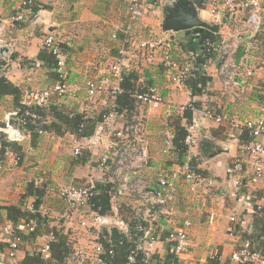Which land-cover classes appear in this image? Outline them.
Wrapping results in <instances>:
<instances>
[{
  "label": "crops",
  "instance_id": "0c3cea01",
  "mask_svg": "<svg viewBox=\"0 0 264 264\" xmlns=\"http://www.w3.org/2000/svg\"><path fill=\"white\" fill-rule=\"evenodd\" d=\"M24 1L0 0V25L3 28L0 39L10 45L4 75L21 90L22 96L54 84L49 72L37 62L43 39L46 34H51L66 49V82L71 90L62 97L52 95L48 100L49 107L59 106L66 111L95 116L105 107L104 101L110 102L111 91L90 99L84 84L88 79L107 77L110 66L120 57L122 50L124 71L137 75V87L155 89L163 97V105L157 108L138 105L134 115L142 119V134L149 151L148 164L139 173L146 183L154 186L161 174L178 171L185 163L186 156L183 164L179 165L173 150L174 125H185L182 119L184 109L191 103L197 106L193 117L197 123L194 133L196 146L189 153L202 181L190 194L185 193L181 184L173 209L169 212L152 211L146 220L149 234L156 240L153 260H162L168 255V244L164 239L182 227L184 220L190 222L186 228L187 249L177 257V264H208L213 259L218 264H240L237 250L250 235L257 238L253 245L255 249L259 246L264 249V174L255 180L247 162H244L241 172L234 171L233 160L244 144L239 138L241 134L231 123L216 124L201 115L205 109H213L231 116L240 126L256 120L264 122V0H259L261 27L257 32L248 23L249 11L246 8L236 6L229 10L224 0H205L200 8V0H181V4L189 2L194 5V13L200 21L217 26V32L213 34L218 35L220 44L227 42L235 47L234 61L238 74L235 79L247 83L242 89L224 88L215 53L203 71L207 77L206 89L203 94L194 96L184 84L170 83L163 67L149 65L139 49L140 42L163 33L164 7L178 0H141L143 17L136 23L129 19L127 0H30L38 10L33 16L23 8ZM126 29L128 36L124 34ZM201 30L208 31L195 28L178 33L165 32L172 59L188 62L192 69L197 70L195 58L203 52L204 44ZM12 55H15L14 59H10ZM247 72H251V76H246ZM110 85L114 86V82L111 81ZM14 109L12 97L2 98L0 122ZM46 123H50L49 118ZM123 123L124 118L110 115L95 130L101 127L108 131L110 125L115 128ZM259 140L264 145V138ZM81 142L85 144L69 133L59 136L46 131L20 146L22 160L16 165L0 155V163L6 169L0 172V231L2 225L9 222L5 212L7 207L32 211L33 204L39 203L38 236L25 241L18 251V261L26 253L38 251L48 243L47 231L51 228L61 229L70 237L83 236L88 240L95 237L94 227L97 225L90 218L91 214L87 215L89 227H80L79 212L83 211L69 208L58 194L61 187H79L89 178L99 181L109 177L97 164L101 148L88 150L83 147L78 156L73 155V150ZM204 144L211 150L207 147L208 153L205 154L200 149ZM132 179L128 177V180ZM180 182L179 176L176 183ZM32 185L42 189L40 196L35 195ZM127 202L125 196L115 197L113 208L118 217L124 218L129 210H136L127 206ZM258 206L262 208L260 211L256 210ZM114 211L112 209L111 215ZM16 226L23 235L27 233L22 220ZM84 242L82 244L88 249ZM263 249L258 251L264 252Z\"/></svg>",
  "mask_w": 264,
  "mask_h": 264
},
{
  "label": "built area",
  "instance_id": "2783aa9c",
  "mask_svg": "<svg viewBox=\"0 0 264 264\" xmlns=\"http://www.w3.org/2000/svg\"><path fill=\"white\" fill-rule=\"evenodd\" d=\"M128 1V15L130 21L133 23L139 22L143 17V8L141 0H127ZM226 7L229 10L234 9L236 6L246 8L249 11L248 23L254 32H257L261 27V17L259 15V0H224ZM32 1L27 0L23 2V8L30 11ZM37 20H35L36 22ZM0 25V30H2ZM128 30H124L125 35ZM115 38V36H114ZM6 47L9 50L10 45L0 39V48ZM42 47L51 53L56 59V73L58 80L53 86L26 92L22 96V104L27 106L45 107L48 100L52 95L62 97L70 92V87L66 82L65 60L66 53L61 49L60 42L51 34H46ZM214 45L208 40L203 44L204 55L206 61L200 66L199 70L203 72L207 63L212 60L210 56L211 50ZM140 52L142 53L145 61L149 65L161 66L165 70L166 76L170 83L181 86L184 81L189 77L193 70L188 62H181L172 59L170 52L171 46L169 40L166 38L165 33L160 36L147 38L139 44ZM235 47L230 46L227 42L221 43L215 53H217L219 61L218 72L221 76L224 88H244L247 84L245 80H236L238 77L237 66L234 61ZM123 50L120 51V57L110 66L109 74L107 77L99 80L88 79L84 84L85 91L88 98L92 99L98 95H102L107 90L111 91L114 95L118 93L119 84L122 81V72L124 71L123 64ZM3 61H6V54L0 55ZM246 76H251V72H247ZM111 81L114 86H111ZM139 103V106H148L157 108L164 104L163 97L152 88L147 89L145 92L136 94L134 96ZM104 106H109L108 102L104 101ZM190 109L197 113L195 107L188 105ZM27 113L25 116H28ZM205 120L213 121L216 124L231 123L242 134L244 130L249 131V140L240 147V154L233 160V170L237 172L242 171L244 162H247L252 168V177L255 180L261 179L264 174V145L260 142V138H264V122L256 120L254 122H247L244 126L235 123L233 118L227 114L217 113L213 109H205L201 112ZM25 116H18V111L14 109L12 112L5 116L2 126H0V136L9 144L21 146L25 141L30 139V134L26 129ZM36 119L34 115L30 116ZM106 121V119H105ZM196 121L193 119L192 124L187 127V135L184 139V145L187 147L186 161L178 171L171 174H161L155 185L152 186L146 183L139 173L147 166L149 161V151L146 141L142 134V119L134 117L133 119H124V123L115 128H110L105 131L103 128L95 130L94 134L85 138V144L78 143V146L73 150V155L78 156L85 147V149H102L100 157H98L97 164L99 169L104 173L106 172L109 177L101 179L103 183H111L112 188V203L111 210L114 205L116 196H125L128 199L127 206L136 209L132 215L128 217L138 220V223L132 228L134 233H131L129 224L126 223L121 217H118L115 211L113 215L107 217H99L90 211L89 200L97 194L96 180L89 178L83 185L77 187L67 185L58 190L60 198L74 211H83L80 213L79 226L83 228L89 227L87 222V215L91 214L95 228V237L102 226L110 228H117L120 230L124 237L135 246V252H140L143 264H151L153 251L155 248L156 240L153 239L149 230L142 222H146L150 218L152 211L165 210L171 211L173 205L176 203L178 190L180 185L183 184L186 194L193 193L197 186L201 184L202 178L198 174V167L194 163L189 150L196 146L194 137ZM42 130L38 134H43ZM1 149V143H0ZM5 156L14 165L19 162V158L15 155L12 148L5 149ZM10 167V166H9ZM8 167V168H9ZM4 164L0 163V172L5 171ZM133 177L128 180V177ZM181 177V181L176 183ZM210 184V183H209ZM261 209L260 206L257 207ZM87 211V212H86ZM89 218V219H90ZM233 221V219H231ZM190 226L188 220H184L182 227L170 232L164 239L168 244V253L175 258L186 252L187 249V233L186 228ZM28 232L33 231L32 225H25ZM1 242L6 244L4 251L0 252V264H18L17 254L25 241L21 239L11 223H4L0 231ZM89 248L86 250H74L73 256L69 260V264H103L99 255L102 253L100 244L91 241ZM251 241L244 240L237 250L236 256L240 264H264V259L259 253L253 252L251 249ZM43 259L49 258L48 243L43 245L38 251ZM135 252L132 251L128 258L129 262H133Z\"/></svg>",
  "mask_w": 264,
  "mask_h": 264
},
{
  "label": "trees",
  "instance_id": "16d2710c",
  "mask_svg": "<svg viewBox=\"0 0 264 264\" xmlns=\"http://www.w3.org/2000/svg\"><path fill=\"white\" fill-rule=\"evenodd\" d=\"M204 3L205 0H200L198 2V6L201 8ZM37 11V7L32 4L29 11L30 15L33 16ZM200 34L202 43L208 40L214 45V48L210 53V56L213 57L220 44L218 35L210 33L206 30H201ZM60 47L64 52H66L63 44L60 43ZM204 51L205 50H203V52L195 58L194 63L198 66L197 70L193 69L189 77L184 81V85L188 88L192 96L201 95L206 89L207 77L199 70L200 66L206 61ZM14 58L15 55L10 57V59ZM37 62L41 67H44L49 72L52 81L56 83L58 75L55 71V57L42 47L37 56ZM6 64L7 62L0 58V100L6 96H10L13 98L15 109L18 111V116L24 117L27 113L29 114L28 116H25L24 119L31 141L37 138L39 130H42V132L50 131L59 136L69 133L76 140H83L91 137L94 134L96 127L103 123L110 115L120 116L127 120L133 119L135 117L136 108L139 105L134 96L145 92L148 89H141L137 87L135 84L137 75L134 72L127 73L123 71L122 81L119 84L120 91L110 96L111 99L109 106L102 108V110H100L95 116L90 117L82 112L66 111L59 106L49 107L48 104L45 107H36L32 105L27 106L22 104L21 90L5 78L4 68ZM191 105L197 110L195 103H191ZM31 115H34L36 119H32L30 117ZM193 117L194 112L187 106L182 115V119L185 120V125L182 126L179 123L174 125L172 146L174 153L177 155L179 165L183 164L187 153V147L184 145V139L187 135V127L192 124ZM48 118L50 119L49 124L46 123ZM0 126H2V122H0ZM239 138L242 142L246 143L250 138L249 131L244 130ZM0 143V155L6 157L5 149L10 147L19 158V161L22 160V151L20 146L5 142L1 136ZM203 147L200 148L202 149L203 154H205V152L208 153V151L205 150L207 147L208 150L211 151L210 146H207V144H204ZM95 186L97 194L89 200L90 211L96 216L107 217L112 214L111 203L113 185L111 183H103L99 180L96 181ZM30 187L36 191L35 195H41L42 189L36 188L34 185ZM38 205L39 203L35 202L33 204L32 211H22L17 207H7L5 209L7 220L12 224L17 235L24 241L27 239H35L38 236L37 228L40 224V216L37 213ZM256 210H258L257 207ZM131 212L129 210L128 215H124V218L120 217L129 224L131 233H134L132 228L138 223V220L131 219L128 221V217L132 215ZM20 220H22V226L24 229L25 225H32L33 231L28 232L25 229L27 233L23 235L21 230H18L16 226ZM142 224L146 226L145 221L142 222ZM47 233L49 234V258L43 259L37 251H34L26 253L24 258L21 261H18V264H69V260L73 256L75 250L70 236L63 233L61 229L57 230L56 228L49 229ZM247 239L251 241V250L255 253H259L264 259V252L261 251L260 253L258 251L259 249H263L262 246H259L257 249L253 246L256 243L257 238L254 235H250L245 237V240ZM93 240L102 247V253L99 255V258L102 260L103 264H143V255L140 252H135V246L129 242L124 237L123 233L117 228H101ZM5 248L6 244L0 241V252L4 251ZM132 251L135 252L133 257L134 261L129 262L128 258ZM151 264H177V258L168 253V255L162 260L155 259L154 261L152 259ZM208 264H218V262L213 259L210 260Z\"/></svg>",
  "mask_w": 264,
  "mask_h": 264
},
{
  "label": "water",
  "instance_id": "95a60500",
  "mask_svg": "<svg viewBox=\"0 0 264 264\" xmlns=\"http://www.w3.org/2000/svg\"><path fill=\"white\" fill-rule=\"evenodd\" d=\"M165 19L162 23V32H184L195 28H206L211 33L217 32V26H209L200 21L194 13V5L188 3L181 4V0L165 5ZM8 48H0V55L7 54Z\"/></svg>",
  "mask_w": 264,
  "mask_h": 264
},
{
  "label": "rangeland",
  "instance_id": "374dc122",
  "mask_svg": "<svg viewBox=\"0 0 264 264\" xmlns=\"http://www.w3.org/2000/svg\"><path fill=\"white\" fill-rule=\"evenodd\" d=\"M70 239H71V241L73 243L74 249L75 250H80L79 248L87 249V248H85V244H82V243H85L84 241H86V243L89 246V242L93 241L94 238H91V239L89 238V240H88L87 237H83V236L82 237L71 236ZM84 249H82V251Z\"/></svg>",
  "mask_w": 264,
  "mask_h": 264
}]
</instances>
